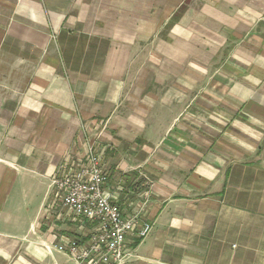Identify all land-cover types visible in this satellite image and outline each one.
Segmentation results:
<instances>
[{
  "label": "crops",
  "instance_id": "1",
  "mask_svg": "<svg viewBox=\"0 0 264 264\" xmlns=\"http://www.w3.org/2000/svg\"><path fill=\"white\" fill-rule=\"evenodd\" d=\"M90 143L151 225L125 264H264V0H0V264H72L44 210Z\"/></svg>",
  "mask_w": 264,
  "mask_h": 264
},
{
  "label": "built area",
  "instance_id": "2",
  "mask_svg": "<svg viewBox=\"0 0 264 264\" xmlns=\"http://www.w3.org/2000/svg\"><path fill=\"white\" fill-rule=\"evenodd\" d=\"M103 158L104 151L90 143L82 157L71 158L50 179L52 194L44 211L46 221L53 223L51 230L60 222L88 230L54 235V249L72 264H125L130 248L151 231L140 220L139 209L125 210L106 187Z\"/></svg>",
  "mask_w": 264,
  "mask_h": 264
}]
</instances>
